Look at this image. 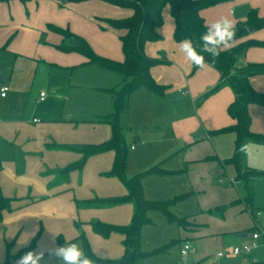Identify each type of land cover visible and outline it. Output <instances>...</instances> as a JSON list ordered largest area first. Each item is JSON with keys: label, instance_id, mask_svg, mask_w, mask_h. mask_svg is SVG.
<instances>
[{"label": "crops", "instance_id": "obj_1", "mask_svg": "<svg viewBox=\"0 0 264 264\" xmlns=\"http://www.w3.org/2000/svg\"><path fill=\"white\" fill-rule=\"evenodd\" d=\"M249 9L264 17V0H222L199 13L208 25L227 17L235 26ZM130 12L128 8L116 10L102 0H0V85L9 87L6 96L0 97V194L11 199L0 218V264L7 255L14 256L9 264H16L29 250L44 253L41 264H61L48 255V249L58 247V236L65 244H76L83 253L89 251L103 260L87 256L93 264H120L115 260L124 252L123 234L111 231L103 236L91 223L131 221L132 200L103 201L127 194L117 176L106 174L115 151L92 153L81 166L72 165L83 156L78 146L111 137L109 123L92 119L112 111V95L106 89L116 90L122 77L85 63L79 52L59 50L56 45L62 35L48 24L67 27L96 53L122 60L120 31L97 17H122ZM162 17L164 22L157 28L160 37L147 41L143 51L160 60L150 67V73L167 88L157 95L139 87L127 97L119 115L128 144L125 174L131 176L156 164L161 173L140 178L143 197L168 200L185 194L170 210L189 223L180 226L164 213L148 210L149 222L140 228L139 247L144 252L167 248L134 264H264V250L226 257L224 253L217 256L219 250L207 254L200 247L209 235L222 234L233 245L237 244L235 237H249L252 230L239 226L213 229L227 215L224 209L207 213L213 207L205 194L218 188L215 178L228 167L235 182L230 180V185L246 183V203L251 207L255 199L251 183L264 179V142L245 138L241 144L248 145V151H241L239 166L253 169L254 175L237 177L234 165L222 162L233 153L235 134L209 131L233 122L226 111L233 100L232 89L222 83L211 90L220 79L218 70L209 63L192 70V62L180 51L182 40L173 38L168 4L162 8ZM245 40L264 42V26L223 48ZM239 63H264V44L248 46ZM249 81L254 89L264 91V72L251 74ZM248 112L250 129L264 134V105L250 103ZM254 211L261 215L260 209L250 208L252 225L258 221V216H252ZM204 213L207 219H199ZM36 233L32 248L17 254ZM185 243L190 247L182 254Z\"/></svg>", "mask_w": 264, "mask_h": 264}, {"label": "trees", "instance_id": "obj_2", "mask_svg": "<svg viewBox=\"0 0 264 264\" xmlns=\"http://www.w3.org/2000/svg\"><path fill=\"white\" fill-rule=\"evenodd\" d=\"M102 1L131 10L129 15L122 17H97V20L103 21L108 26L120 31L119 39L123 53L122 60L112 59L96 53L82 36L70 31L67 27L63 28L52 24H48V27L62 35V41L56 45L59 50L79 52L85 56V63H91L102 68L113 70L122 77L121 84L116 90L113 88L106 89L112 95V111L105 115L95 116L92 119L97 122L109 123L111 126V137L100 143L78 146L83 156L72 166H81L85 157L89 154L101 152L106 149H113L115 151L112 167L106 174L117 176L127 188V194L120 197L103 199V201L119 202L132 200L134 202V212L128 224H110L96 220L91 223L93 229L103 236L108 235L111 231L123 234L122 243L124 252L115 261L120 264H134L148 254L161 252L167 248V246H162L151 252H144L140 249V228L143 224L149 222L146 214L148 210H158L164 213L170 221H175L180 226L185 227L189 223L185 217H177L170 210V205L183 198L185 194H180L168 200H150L143 197L140 178L149 173H161L162 170L157 168L156 164L131 176H126L125 161L128 144L125 140L124 131L119 124V115L125 109L127 97L130 93L139 87H145L157 95H162L167 88V85L158 83L150 73V67L160 60L147 56L143 51V46L147 41L156 40L160 37L157 28L163 22V6L165 4L169 5L170 14L174 20L173 38L176 41L190 39L197 52L203 55L205 63L211 64L218 70L220 79L211 90H215L222 83H228L232 89L233 100L227 105L226 111L233 119V122L226 126L210 130L209 133L232 132L235 134L233 153L230 157L223 159L222 162L225 164H233L237 177H247L248 175L257 173L253 169L242 170L239 166V155L243 140L249 138L254 141L264 142V134L254 132L250 129L251 119L248 112V105L250 103L264 105V91L254 89L249 81L251 74L264 72V63L241 64L239 61L248 46L264 44V42L245 40L226 48H223V45H221L219 56L216 57H213L207 52H203V42L200 36L207 31L209 25L205 23L199 11L204 7L214 5L222 0ZM263 26L264 17L260 16L256 9H249L245 19L235 24L234 36L228 43L244 37ZM197 67L192 63V70H195ZM247 199L246 196L244 200L247 201ZM10 200V198L0 194V218L2 211L10 207ZM223 208L215 207L214 211L209 210V212L213 214L218 213ZM37 236L38 233L17 254H21L32 248ZM57 243L58 246L65 244L61 236L57 237ZM84 255L91 256L95 261H103L94 257L89 251L85 252ZM13 257L12 255H7L2 264H9Z\"/></svg>", "mask_w": 264, "mask_h": 264}, {"label": "rangeland", "instance_id": "obj_3", "mask_svg": "<svg viewBox=\"0 0 264 264\" xmlns=\"http://www.w3.org/2000/svg\"><path fill=\"white\" fill-rule=\"evenodd\" d=\"M110 5L113 6L116 10L126 9L124 7H120V6H116L112 4ZM155 58H158V57H155ZM229 170L230 168L226 167L215 178L218 188L214 190L213 188L208 189L205 194V199L207 200V203L212 204V207H213L211 209L212 211H214L215 207H224L223 208L224 209L223 211L225 212L224 216L227 215V220L221 223V225L215 226L213 229H218L217 231H219L224 228H230V227L236 228L239 226L245 229H249V231L254 230L256 227L254 226L252 227V221H251L249 213H250V208H252L253 210L258 208L261 211V215L257 217L258 218V221H257L258 229L257 230L260 232V236L256 239V242L259 247L252 249V250H258V249L264 250V179L259 178L257 181L255 180L256 181L255 183L253 184L251 183V187L253 191L252 194L255 195V199L253 200V203H252L253 205L251 204V207H249V204L246 203V201L244 202L246 195H248V190H247L248 187L246 186V183L243 182L240 185L237 183L230 185L229 184L230 178L233 177V174ZM218 178L219 180H223L224 182H220ZM232 183H235V182L232 181ZM242 201L244 202V204L242 203ZM208 212L209 211L207 210V213ZM207 216L208 214L204 213L200 216L199 219L206 220ZM221 235L222 234H215V235L207 236L205 239L200 241V244H201L200 247L202 248L203 251H206L207 254L209 253L214 254L216 250H219L223 252L226 257L234 256L229 253V247L233 244L231 243V241L228 244L227 240L222 238ZM235 239H237V244H240V245L243 242L249 244L251 241L249 237H235ZM241 254H245V253H241ZM228 261L230 260L226 258L225 263H227Z\"/></svg>", "mask_w": 264, "mask_h": 264}, {"label": "clouds", "instance_id": "obj_4", "mask_svg": "<svg viewBox=\"0 0 264 264\" xmlns=\"http://www.w3.org/2000/svg\"><path fill=\"white\" fill-rule=\"evenodd\" d=\"M234 36V24L227 17L221 18L207 27V31L200 36L203 42V52L213 57L219 56L221 45L227 44ZM180 51L186 54L188 60L198 67H204L205 61L201 53L197 52L190 39L180 42ZM241 151H248V145H242ZM50 257H56L61 264H93L76 244H64L54 249H48ZM44 259L42 251L29 250L16 260V264H41Z\"/></svg>", "mask_w": 264, "mask_h": 264}, {"label": "built area", "instance_id": "obj_5", "mask_svg": "<svg viewBox=\"0 0 264 264\" xmlns=\"http://www.w3.org/2000/svg\"><path fill=\"white\" fill-rule=\"evenodd\" d=\"M9 87L6 84H2L0 85V97H5L7 94ZM44 96V92H40L39 94V98L42 99ZM131 147H133V145H131ZM231 181H233L232 178H230ZM260 214L259 211H254L252 216H258ZM254 227H256L254 230H252L249 233V238L251 239L250 243H242L240 244H234L232 246L229 247V253L231 255H239L241 253H249L252 249H255L258 247V244L256 242V239L260 236V232L257 230L258 229V225L256 220L253 222ZM189 244L185 243L183 244L182 248H181V253L185 254L187 252V250L189 249ZM223 254V252L218 251L217 252V256H221Z\"/></svg>", "mask_w": 264, "mask_h": 264}]
</instances>
